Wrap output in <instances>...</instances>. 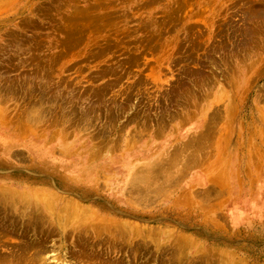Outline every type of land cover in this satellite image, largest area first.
<instances>
[{
	"label": "rangeland",
	"instance_id": "374dc122",
	"mask_svg": "<svg viewBox=\"0 0 264 264\" xmlns=\"http://www.w3.org/2000/svg\"><path fill=\"white\" fill-rule=\"evenodd\" d=\"M0 264H264V0H0Z\"/></svg>",
	"mask_w": 264,
	"mask_h": 264
},
{
	"label": "bare ground",
	"instance_id": "6f19581e",
	"mask_svg": "<svg viewBox=\"0 0 264 264\" xmlns=\"http://www.w3.org/2000/svg\"><path fill=\"white\" fill-rule=\"evenodd\" d=\"M103 135H104V134H103ZM131 174H132V173H131ZM15 197H16V196H15ZM73 208H74V207H73ZM78 210H79V209H78ZM78 210H77V211H78ZM73 211H74V210H73ZM67 214H68V213H66V215H67ZM72 214H73V212H72ZM74 214H76V212H74ZM74 214H73V215H74ZM82 214H84L83 211H82ZM79 215H80V214H79ZM61 216H62V215H61ZM69 216H70V218H71V215H69ZM75 216H76V215H75ZM66 217H68V215H67ZM72 217H73V216H72ZM68 218H69V217H68ZM66 219H67V218H65V221H64V222L67 223ZM72 219H73V218H72ZM72 219H71V220L69 219V220H70V221H73V220L75 219V217H74L73 220H72ZM67 220H68V219H67ZM70 221L68 222V224H70ZM62 222H63V221H62ZM73 224H74V223H73ZM73 224H72V225H73Z\"/></svg>",
	"mask_w": 264,
	"mask_h": 264
}]
</instances>
